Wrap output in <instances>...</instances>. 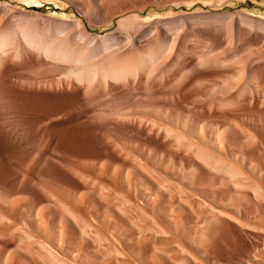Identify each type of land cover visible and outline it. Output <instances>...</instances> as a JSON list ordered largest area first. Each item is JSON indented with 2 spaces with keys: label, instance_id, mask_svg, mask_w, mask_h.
I'll list each match as a JSON object with an SVG mask.
<instances>
[{
  "label": "rangeland",
  "instance_id": "374dc122",
  "mask_svg": "<svg viewBox=\"0 0 264 264\" xmlns=\"http://www.w3.org/2000/svg\"><path fill=\"white\" fill-rule=\"evenodd\" d=\"M24 25L134 72L72 82ZM0 31V264H264V0H0Z\"/></svg>",
  "mask_w": 264,
  "mask_h": 264
},
{
  "label": "bare ground",
  "instance_id": "6f19581e",
  "mask_svg": "<svg viewBox=\"0 0 264 264\" xmlns=\"http://www.w3.org/2000/svg\"><path fill=\"white\" fill-rule=\"evenodd\" d=\"M23 30L26 32V35L24 37L25 48L30 49V50L38 53L39 55H42L43 57H45L46 59L50 60L53 63L54 62L55 63L64 62V63H68L72 66L73 70L69 72L70 78H68L70 81L74 80L78 84L82 83L84 85L86 84L88 86H93L94 82L97 79H101V81H103V82L106 79L108 80V78L109 79L110 78H112V79L113 78L114 79L120 78L121 79V77H124L125 74L127 76L128 75L127 73L131 74L130 72H134L133 67H131L133 64L130 65V68H129L128 64L125 65V66H128V68L127 67L124 68L122 65H121L122 68H120L118 63H112L111 64L110 63L111 60L110 61L108 60V62L110 63V65L114 64L115 65L114 67L110 66L109 63L107 64L106 62H105V65L99 64L96 62L94 63L92 61V59L94 57H96V55H97L96 50L88 51L87 49H84V48H76L75 46L72 47L71 46L72 44H69V42H66V41H61V42H57V43L54 41L52 42V39L43 38L42 36H40L37 33L39 31L34 30L33 27H30L28 25H24ZM1 33H4V32L0 31V35H1ZM3 36L4 35H1V37H3ZM6 36H7V34H5V36H4L5 38H0V51H3L4 49L11 46V42H10L11 40L6 38ZM7 37H9V36H7ZM103 45H106V43ZM99 49L101 50V48H99ZM18 51H19V49H18ZM116 59H115V62H116ZM1 62H0V64H1ZM116 65H118V66H116ZM136 67H137V65L134 67L135 68L134 70H136ZM198 152L200 153V150ZM203 155H205V153ZM198 156L202 157V152H201V155H198ZM205 158L206 157H202V159L204 161H205ZM211 162H212V160L210 161V164L212 165ZM206 163H208V162H206ZM214 167H216V166H214Z\"/></svg>",
  "mask_w": 264,
  "mask_h": 264
}]
</instances>
